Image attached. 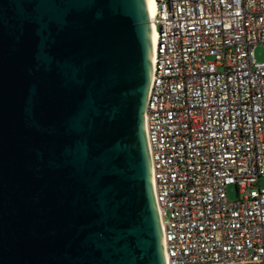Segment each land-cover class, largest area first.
<instances>
[{
	"label": "water",
	"instance_id": "water-1",
	"mask_svg": "<svg viewBox=\"0 0 264 264\" xmlns=\"http://www.w3.org/2000/svg\"><path fill=\"white\" fill-rule=\"evenodd\" d=\"M145 0H0V264H165Z\"/></svg>",
	"mask_w": 264,
	"mask_h": 264
},
{
	"label": "built area",
	"instance_id": "built-area-1",
	"mask_svg": "<svg viewBox=\"0 0 264 264\" xmlns=\"http://www.w3.org/2000/svg\"><path fill=\"white\" fill-rule=\"evenodd\" d=\"M157 4L144 129L165 264H264V0Z\"/></svg>",
	"mask_w": 264,
	"mask_h": 264
},
{
	"label": "bare ground",
	"instance_id": "bare-ground-1",
	"mask_svg": "<svg viewBox=\"0 0 264 264\" xmlns=\"http://www.w3.org/2000/svg\"><path fill=\"white\" fill-rule=\"evenodd\" d=\"M145 6H146L148 19H149V32H150V37H151V43L149 46V54L152 60V56L155 52V42H156V37H157L154 22H153L155 19V16L157 15V11H158L157 0H145Z\"/></svg>",
	"mask_w": 264,
	"mask_h": 264
},
{
	"label": "rangeland",
	"instance_id": "rangeland-1",
	"mask_svg": "<svg viewBox=\"0 0 264 264\" xmlns=\"http://www.w3.org/2000/svg\"><path fill=\"white\" fill-rule=\"evenodd\" d=\"M167 1V0H166ZM254 57L257 61L262 62L264 61V45H258L254 49ZM261 186L264 188V176L261 177ZM228 197L231 200H235L238 197V192L235 186H229L227 188Z\"/></svg>",
	"mask_w": 264,
	"mask_h": 264
}]
</instances>
